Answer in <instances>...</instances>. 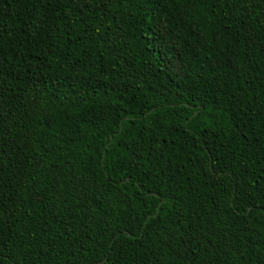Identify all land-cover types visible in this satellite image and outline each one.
<instances>
[{"label": "trees", "instance_id": "16d2710c", "mask_svg": "<svg viewBox=\"0 0 264 264\" xmlns=\"http://www.w3.org/2000/svg\"><path fill=\"white\" fill-rule=\"evenodd\" d=\"M0 264H264V0H0Z\"/></svg>", "mask_w": 264, "mask_h": 264}]
</instances>
